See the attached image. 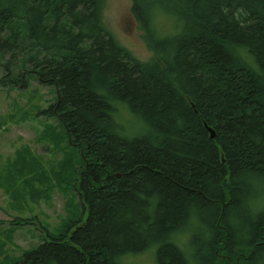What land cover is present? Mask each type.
Masks as SVG:
<instances>
[{"label": "trees", "instance_id": "1", "mask_svg": "<svg viewBox=\"0 0 264 264\" xmlns=\"http://www.w3.org/2000/svg\"><path fill=\"white\" fill-rule=\"evenodd\" d=\"M131 2L148 60L109 32L101 0H0L1 56L29 49L2 80L56 90L41 112L79 154L86 215L9 264L155 247L157 264H264V0ZM120 106L143 132H124Z\"/></svg>", "mask_w": 264, "mask_h": 264}, {"label": "rangeland", "instance_id": "2", "mask_svg": "<svg viewBox=\"0 0 264 264\" xmlns=\"http://www.w3.org/2000/svg\"><path fill=\"white\" fill-rule=\"evenodd\" d=\"M131 5V0H101L102 20L121 45L148 60L154 53L142 38ZM158 26L171 30L164 17ZM28 50L18 47L17 59L11 52L0 54V264L38 247L50 233L59 234L67 222L86 217L74 188L79 154L68 144L58 119L41 112L54 101L56 90L34 77L16 85L2 80L5 63L19 64ZM120 114L128 136L143 132V124L128 108L120 106ZM187 241V233L182 234L183 247ZM122 260L124 264H157L156 247Z\"/></svg>", "mask_w": 264, "mask_h": 264}, {"label": "water", "instance_id": "3", "mask_svg": "<svg viewBox=\"0 0 264 264\" xmlns=\"http://www.w3.org/2000/svg\"><path fill=\"white\" fill-rule=\"evenodd\" d=\"M210 132H211V136H212V137H215V132H214V130H213V129H210Z\"/></svg>", "mask_w": 264, "mask_h": 264}]
</instances>
